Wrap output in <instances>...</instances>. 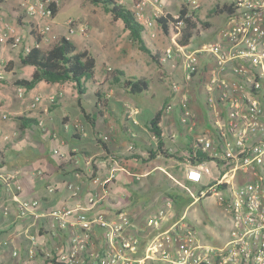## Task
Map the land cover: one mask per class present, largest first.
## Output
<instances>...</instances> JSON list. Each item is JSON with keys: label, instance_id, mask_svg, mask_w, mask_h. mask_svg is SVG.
I'll return each instance as SVG.
<instances>
[{"label": "built area", "instance_id": "2783aa9c", "mask_svg": "<svg viewBox=\"0 0 264 264\" xmlns=\"http://www.w3.org/2000/svg\"><path fill=\"white\" fill-rule=\"evenodd\" d=\"M201 1L185 0V16L198 10ZM232 1L237 8L227 16L224 27L213 41L195 51L178 44L183 19L178 12L168 13L161 0H132L131 9L144 36L150 40L165 34L156 18L171 15L174 21L168 23L171 43L162 51L159 61L163 64L179 57L183 62L182 82H172L169 88L176 98L179 122L191 137L185 181L197 189L193 192L184 188L193 202L210 196L216 198L229 220L225 243L214 246L202 242L184 216L161 230L168 219L170 202L148 215L142 224L124 211L113 215L94 211L111 193L107 188L112 180L109 176L92 191L89 207H62L39 215L45 221L49 219L58 231L65 232V241L42 247L35 235H28L26 262L38 257L39 264H45L46 260H50L49 264H264V0ZM19 6L25 17L34 21L40 43L49 45L48 21L53 17L50 1L20 0ZM67 27L70 34L84 35L88 29L86 24L74 20H68ZM8 35L0 25V43L6 42ZM20 43V37L15 36L11 46L18 48ZM30 48L25 46L23 52ZM201 55L212 63L205 65L197 83L209 114L205 126L197 131L198 123L190 104L191 86L200 73ZM63 95L61 88L46 95H34L27 110L53 105ZM169 112L170 106L162 107V113ZM137 113L135 108L128 111L127 118L132 124H136ZM1 117L8 119L5 114ZM75 129L81 130L79 125ZM0 138L8 139L1 130ZM102 139L105 141L107 137ZM67 189L72 197H77L81 186L69 183ZM16 202L21 216L34 215L38 207L35 200ZM142 239H145L143 247ZM12 256L18 257V253L13 251Z\"/></svg>", "mask_w": 264, "mask_h": 264}, {"label": "crops", "instance_id": "0c3cea01", "mask_svg": "<svg viewBox=\"0 0 264 264\" xmlns=\"http://www.w3.org/2000/svg\"><path fill=\"white\" fill-rule=\"evenodd\" d=\"M49 1L53 2L57 9L48 21L51 42L47 46L41 43L39 45L48 47L60 37H65L74 44L77 51H87L91 54L95 59L94 75L92 81L86 83V93L92 92L94 95V92L101 90L104 96L98 101L94 95L92 111H86L81 106L80 95L71 82L49 84L41 81L31 90L15 86L14 81L20 78L15 71L16 65L20 64V54L25 46L31 47L35 44L32 33L36 31L33 26L34 21L27 19L21 10L20 0L1 1L0 25L6 28L9 38L6 42L0 43V130L8 138L7 140L0 138V264H25V251L30 247L28 235H35L42 247H51L64 242L65 232L58 231L49 219L45 221L39 215L62 207L78 206L84 209L89 207L88 198L92 191L98 189L101 182L109 176H112V180L107 188L111 193L94 209L106 215L124 211L127 196L120 192L121 186L134 184L138 186L139 191H144L140 184L143 179H147L156 187V192L148 195V202L142 207L136 204L135 198L132 201L133 207L136 208L130 217L138 224H142L151 213L165 208V204L170 202L168 193L176 192L182 197L189 196L186 194L185 185L179 182V178L185 179L191 137L185 129L175 128V121L179 120V112L178 117L170 112L161 113L159 127L162 150L166 152L161 154L156 149L157 140L150 132V119L155 113L153 115L142 113L138 107L129 102L130 98L135 96H131L121 87L125 78H145L146 67H150L144 65V57L132 50L136 45L131 41L122 21H113L101 6H93L90 3H88L89 7L83 6L76 0ZM161 1L167 2V0ZM172 1L176 2V0ZM218 1L233 2L202 0L201 7H208V11ZM118 2L132 9V0H118ZM182 2L178 11L185 4V0ZM64 7L72 12L58 17L59 11ZM222 17V23L215 33H210L214 26L213 17L209 19L211 28L200 32L201 37L205 32L209 33L203 38L204 40L211 38L207 43L213 41L218 31L224 27L227 16ZM68 20L86 24L87 32L84 35L76 32L70 34L67 27ZM15 36L21 39L18 48L11 46ZM160 37L170 39L168 34L160 35L157 39ZM144 39L150 48L159 51L160 54L165 49L160 48L157 39L150 40L146 36ZM207 43L190 42L185 46L189 51H195ZM173 62H175L173 65L161 63L155 65L156 69L153 68L152 73L158 80L161 77H169L175 68L178 69L180 65L183 67L181 58L177 57ZM210 64L207 56L199 57L200 73L191 86L190 106L198 123L197 131L205 126L209 118L203 103L201 87L197 83L205 65ZM25 66L28 68L24 78H30L33 67ZM114 71L122 72L123 76H116ZM181 82L182 80L179 83ZM58 88L64 90V95L55 104L41 105L37 109L27 110V105L34 95H46ZM20 93L22 96H19ZM115 94L120 96L119 100L114 99ZM90 99L92 101V98ZM162 107L156 111L161 110ZM130 108H135L138 112L135 116L136 124H132L127 118ZM58 110L62 113L57 114ZM83 111L89 115V120L84 117ZM2 114L7 115L8 119H2ZM20 116L34 119L38 126H29L21 130L17 119ZM76 125H79L81 130L75 129ZM33 128H38L51 141L48 147L49 155L39 152L41 144L32 146L29 142L27 145H31L33 152L22 145L24 138L32 141L30 139ZM102 136H106L107 139L104 141ZM169 149L171 152H168ZM154 172L166 178L165 186L158 185L161 179L154 177ZM69 183H77L81 186L77 197H72L68 191ZM48 188H53V191L49 192ZM16 200L37 201L35 214L21 216ZM86 213L91 214L92 211ZM174 216L171 203L168 219L162 223L161 230L182 217L175 220ZM38 232L43 234L41 238L37 237ZM144 243L145 239H142V246ZM13 251L18 253V257L12 256Z\"/></svg>", "mask_w": 264, "mask_h": 264}, {"label": "trees", "instance_id": "16d2710c", "mask_svg": "<svg viewBox=\"0 0 264 264\" xmlns=\"http://www.w3.org/2000/svg\"><path fill=\"white\" fill-rule=\"evenodd\" d=\"M93 6H101L106 13H108L113 21H122L124 28L128 30L131 41L136 45L137 49L148 56L150 61L160 65V52L154 51L150 48L144 39V31L140 24L137 23L133 16L131 9L121 5L118 0H86ZM53 15L57 11L55 4L50 2ZM236 4L233 2H216L215 5L207 11L206 20L199 18L198 10L190 13L186 17L187 7L182 5L178 14L183 19V26L181 28L180 36L177 40L180 45H189L194 37H201V31H207L211 28L209 19L214 16H229L236 10ZM169 22H174L171 15L167 17L156 18V23L165 34L169 33ZM31 27H33L30 24ZM35 38V44L31 46L27 53L20 54V64L29 65L33 67V72L30 78H19L14 81L15 86L23 87L25 90L33 89L39 82L44 81L49 84H62L71 82L78 95H84L87 91L86 83L92 81L94 75L95 59L87 51H77L72 42L65 37H60L57 41L48 47L39 45L40 37L36 32L32 33ZM210 39H203V44ZM113 73V72H112ZM116 76H123L120 71H114ZM121 87L127 91L131 96H137L145 93L149 88V82L146 78L135 79L125 78ZM97 100L100 101L104 96L101 90L94 92ZM162 109L155 112L150 119V132L157 140V151L161 154H166L162 150L161 129L159 127L160 116ZM84 117L89 120V115L83 111ZM19 120L20 129L24 130L29 126H38L34 119H29L25 116L17 117ZM103 145V142H101ZM104 146V145H103ZM59 157V155H58ZM186 186L190 183L185 181ZM187 194V193H186ZM168 199L172 203L175 220L180 218L185 209L193 202L191 197L170 192L167 194ZM41 232V231H40ZM38 232L37 237L41 238L42 233ZM143 247V246H142ZM39 258L32 259L31 264H39ZM24 261L25 264H30ZM50 260H46L45 264H49Z\"/></svg>", "mask_w": 264, "mask_h": 264}, {"label": "rangeland", "instance_id": "374dc122", "mask_svg": "<svg viewBox=\"0 0 264 264\" xmlns=\"http://www.w3.org/2000/svg\"><path fill=\"white\" fill-rule=\"evenodd\" d=\"M80 1V3L83 6H88L89 4L86 0H76ZM183 0H176V2L173 3L172 0H167L165 3L162 2L165 10L170 13V14H175L178 11V8L180 7V4H182ZM63 2H66V0H63ZM208 7H201V4L198 9V15L202 20L205 19V13L207 11ZM202 10V11H201ZM94 12L96 11L95 8L93 10ZM205 11V12H204ZM71 13L72 11L70 9H65V7L59 11L58 17L65 16L67 13ZM223 20L222 16H216L212 18L213 22V27L210 31L211 32H216L218 30V27L221 25ZM209 33L205 32L202 37H194L192 42L194 43H202L203 38L207 37ZM160 48H166L170 45V39L167 37H160V39L156 40ZM151 47L153 46L150 43ZM160 49V51H161ZM132 50H135L141 57H144L145 63L144 65H150L148 68L146 67V72H145V78L149 80V90L146 91V93H143L141 95H137L134 98H130L129 102L138 107L142 113H145L146 115H153L156 110L162 106H170V114H175L177 115L179 112V109L176 108L175 104L176 98L171 94L170 92V84L172 82H180L182 80V74H183V67L179 66L178 69L175 68L169 75V77H161L160 80H158L155 75L152 73L154 69H156L157 64H154L150 61L147 55L144 53L140 52L137 50L135 46L132 47ZM209 62L212 63L211 59H209ZM173 65L175 62L168 60L167 62H163L162 65ZM99 65V64H98ZM26 68L28 66L18 64L16 65L15 71L17 76L20 78H24V73L26 71ZM154 68V69H153ZM96 72L98 74L99 69H96ZM180 73H181V78H180ZM106 89V88H105ZM147 95V96H146ZM119 95L115 94L114 99L119 100ZM147 97V98H146ZM92 98V101L91 99ZM94 95L92 92L90 93H85L84 95H80V103L81 106L86 110V111H92L93 107V100H94ZM176 102V103H175ZM62 111L58 110L57 114H61ZM178 117V115H177ZM179 118V117H178ZM180 127L181 129H185V126L179 122V120L176 122L175 121V128ZM186 131V130H185ZM32 137L30 140L32 141H27V138H24V143L22 144L25 146L28 151L33 152V149L29 142L33 145L39 146L41 144V149H39V152L41 153H48L49 145L51 141L48 139L47 136L43 135L38 128H33L32 130ZM30 134V132H29ZM29 153V152H28ZM154 177H157L160 180V183L158 185H166V178H164L161 174L158 172H154ZM207 179H204V182H206ZM179 182L182 185H185V179H180ZM141 187L144 189V191H139L138 186L131 184L130 186H121L120 192L123 193L124 195L127 196L126 201L124 202V211L132 215V212L135 211V208L132 205V201L136 199V204L140 205L141 207L145 205L148 202V195L150 193L156 192V187L153 186L147 179H143L141 182ZM188 187L191 191L195 192L194 190L197 189L194 185L190 183V186ZM187 193V192H186ZM132 198V199H131ZM135 198V199H134ZM185 220L191 224L196 231L198 232L200 236V240L202 242H205L207 244L211 245H223L225 241L227 240L228 232H229V220L228 217L223 213L221 208L217 205V200L215 197L210 196L206 198H201L196 202L191 203L189 207L186 209L184 213Z\"/></svg>", "mask_w": 264, "mask_h": 264}]
</instances>
